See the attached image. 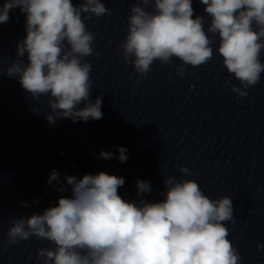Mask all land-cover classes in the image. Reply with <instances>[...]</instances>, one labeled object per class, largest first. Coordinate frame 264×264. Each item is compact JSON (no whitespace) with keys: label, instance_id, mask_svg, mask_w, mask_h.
Listing matches in <instances>:
<instances>
[{"label":"water","instance_id":"water-1","mask_svg":"<svg viewBox=\"0 0 264 264\" xmlns=\"http://www.w3.org/2000/svg\"><path fill=\"white\" fill-rule=\"evenodd\" d=\"M72 2L78 6L81 0ZM102 2L112 15L84 20L96 34L93 48L98 55L84 59L92 64L90 99L101 96L102 119L58 118L50 124L45 119L51 111L48 97L31 100L18 78L0 75V239H6L12 217L26 218L56 206L61 196L70 197L66 176L79 179L106 172L123 177L118 192L134 202L140 198L137 180L152 187L141 198L161 201L163 180L171 175L195 180L210 199L229 196L235 223L225 224L227 239L238 249L241 264H264V248H257L264 245V73L245 97H238L231 85H239L216 52L219 37L208 33L214 55L207 64L187 66L180 76L176 58L165 65L157 61L146 76L138 77L119 48L130 7L137 0ZM3 3L0 0V6ZM192 7L207 31L210 17L204 6L192 0ZM146 10L153 11L151 6ZM25 23L17 7L9 11V21L0 24L4 69L18 59L16 45L26 35ZM19 59L26 64L27 53ZM260 59L264 63V51ZM118 147L127 149L124 163L115 158ZM101 151L111 152L113 158L98 159ZM181 165L193 175L184 176ZM53 169L59 182L50 186L46 181ZM61 185L66 191L56 190ZM42 247L53 245L32 237L0 249V264H41L36 250Z\"/></svg>","mask_w":264,"mask_h":264},{"label":"clouds","instance_id":"clouds-1","mask_svg":"<svg viewBox=\"0 0 264 264\" xmlns=\"http://www.w3.org/2000/svg\"><path fill=\"white\" fill-rule=\"evenodd\" d=\"M199 3L210 17L207 31L203 18L194 16L192 0H137L119 45L122 59L143 77L155 62L165 65L176 58L181 62L176 73L183 76L187 66L198 67L213 58L214 40L208 33L218 35L216 52L239 85L232 84L231 91L245 97L264 73V0ZM149 6L153 11L146 10ZM17 7L26 16V35L17 42L18 59L6 69L0 66V75L18 78L31 100L48 97L51 111L45 119L50 124L58 118L102 119L101 96L90 99L92 64L84 59L98 55L93 48L96 34L84 20L111 16L112 10L102 0H81L78 6L72 0H4L0 24L7 23L9 11ZM25 53L26 64L19 59ZM126 151L118 147L115 158L126 162ZM97 158L112 159L113 154L101 151ZM178 167L184 176L193 175L189 168ZM65 181L71 196H61L56 206L26 218L12 217L0 249L36 237L53 245L36 250L41 264H241L238 249L227 239L225 224L235 223L227 195L210 199L195 180L170 175L163 180V200L141 198L152 187L137 180L140 198L132 202L118 192L123 177L99 172L79 179L69 175ZM53 182H59L55 169L46 181L50 186ZM56 190L66 191L63 185ZM22 206L30 207L24 202Z\"/></svg>","mask_w":264,"mask_h":264}]
</instances>
